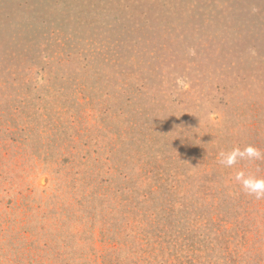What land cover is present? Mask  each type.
<instances>
[{"label": "rangeland", "instance_id": "obj_1", "mask_svg": "<svg viewBox=\"0 0 264 264\" xmlns=\"http://www.w3.org/2000/svg\"><path fill=\"white\" fill-rule=\"evenodd\" d=\"M246 145L264 0H0V264H264Z\"/></svg>", "mask_w": 264, "mask_h": 264}, {"label": "clouds", "instance_id": "obj_2", "mask_svg": "<svg viewBox=\"0 0 264 264\" xmlns=\"http://www.w3.org/2000/svg\"><path fill=\"white\" fill-rule=\"evenodd\" d=\"M183 84V82H178ZM264 160V153L252 145L243 148L233 147L229 151L221 150L217 154V163L224 168H232L240 161ZM240 190L255 200H264V178L252 174H246L243 170L237 171L233 177Z\"/></svg>", "mask_w": 264, "mask_h": 264}]
</instances>
